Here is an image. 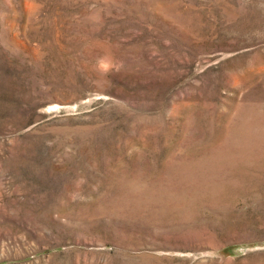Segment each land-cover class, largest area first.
Listing matches in <instances>:
<instances>
[{
	"label": "rangeland",
	"instance_id": "374dc122",
	"mask_svg": "<svg viewBox=\"0 0 264 264\" xmlns=\"http://www.w3.org/2000/svg\"><path fill=\"white\" fill-rule=\"evenodd\" d=\"M0 264H264V0H0Z\"/></svg>",
	"mask_w": 264,
	"mask_h": 264
}]
</instances>
